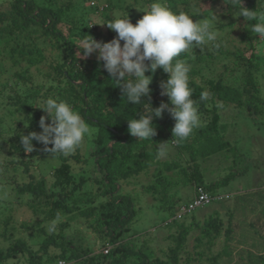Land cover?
Returning a JSON list of instances; mask_svg holds the SVG:
<instances>
[{
	"label": "trees",
	"instance_id": "trees-1",
	"mask_svg": "<svg viewBox=\"0 0 264 264\" xmlns=\"http://www.w3.org/2000/svg\"><path fill=\"white\" fill-rule=\"evenodd\" d=\"M103 1H106V9L119 7L120 0H97L96 3L95 0H7L0 6V63L8 61L9 71L18 77L10 82L15 95L7 99L9 102L0 100V169L11 172L12 183L15 184L12 190L18 194L20 204L22 196L26 197L23 201L32 215H42L38 219L41 225L36 232L44 235L37 250H32L23 238L16 237L15 242L5 249L0 248V262L7 264L18 253H27V264H53L59 260L71 264L74 259L79 264H129L132 260L134 264H192L203 259L207 264H222L221 257H234V248H239L233 245L232 234L238 230L236 227L240 223L232 225L229 222L224 229V246L214 253L224 228L222 217L210 216L203 224L195 220L188 223L189 218H195H188L193 210L182 218L175 217L184 204H181L180 198H172L175 195L171 189L180 183L193 184L195 196L202 187L214 200L221 194L219 188L241 172L230 169L218 180L207 181L203 165L217 154H231L235 160L243 157L237 145L227 136V125L221 120V108L232 104L246 110L255 120L264 115V96L258 76V73L264 72V55L256 53L264 40L260 39L259 34L251 32L254 22L247 21L243 16L237 17L239 8L227 1L225 11L232 17L228 24L232 26L238 22L236 19L244 20L238 27L241 30L240 43L224 49V39L221 37L218 40L220 47L212 42L210 48L206 44L194 47L178 57L191 66L189 86L200 117L204 113L201 126L188 139L174 143L170 140L173 139L175 120L165 109L162 116H153L156 128L153 140H138L129 132V119H139L145 111L144 107L157 108L162 103L171 106L170 98L162 95L161 89V82L166 81L169 74L162 68L155 73L149 69L146 75L152 76L150 95L142 97L140 104H131L125 99L122 86H118L121 82L112 79L103 61L92 57L84 59L79 54L76 43L92 38L105 41V35L91 22L95 14L106 13L101 8ZM143 1L149 5L153 2ZM192 1L166 0L165 3L173 11H190L195 20H211L215 15L221 16L215 10L210 11L211 8L199 12L191 10ZM258 2L264 6V0H242L243 6L248 9L258 7ZM134 3H139V0H134ZM132 6L121 5L127 9ZM106 16L110 17L108 14ZM213 23H217V20ZM248 23L251 24L248 26ZM223 25L220 23L219 27L224 30L226 25ZM48 50L49 56L46 54ZM192 51L197 59L191 56ZM201 59L205 60V64L194 67V63ZM44 61L47 63L45 69H41L44 78L35 80L31 70L35 67L38 69ZM220 61H223L221 66L224 69L213 74ZM146 63L150 64V61ZM206 67L211 68L210 75L202 74ZM131 79L126 77V80ZM205 90L209 93V99L200 101V93ZM48 97L73 105L74 110L95 129L94 135L85 140L91 143L88 155L81 154L80 147L67 156L58 154L53 159L51 153L44 151L45 145L36 140L32 141V152L24 150L21 136L33 131L42 132L40 119L47 113L37 104ZM218 103L222 107H218ZM7 115H10L12 122H5ZM46 123H51L50 116ZM165 135H168V139ZM160 140L170 142L174 158L158 159L159 152L155 145ZM45 159L50 165V182L45 177L44 168H41ZM75 163H83L81 173L74 171ZM4 171L0 170V177L7 176ZM171 172L176 177L169 175ZM142 174L151 177L148 182H142V191L153 196L162 209L168 211L169 217L163 223L166 227L174 228L168 236L174 244L169 245L164 253L166 257L155 255L146 243L137 247L132 242V236L126 239L137 215L135 203L138 197L136 193L122 189ZM82 202L87 205L84 206ZM0 215L3 216V212ZM12 215H4L0 219V238L14 237ZM65 215L67 219L63 221ZM229 215L230 218L234 217L232 211ZM76 217L83 218L82 222L94 230L102 250L96 251L89 244L83 246V240L75 244V239L67 235L70 220ZM45 221L50 224L51 231L42 224ZM195 226L199 234L194 238L193 250H189L188 238ZM242 250L237 254L244 259L248 257L249 264H264L263 252L252 258L250 252Z\"/></svg>",
	"mask_w": 264,
	"mask_h": 264
},
{
	"label": "rangeland",
	"instance_id": "rangeland-1",
	"mask_svg": "<svg viewBox=\"0 0 264 264\" xmlns=\"http://www.w3.org/2000/svg\"><path fill=\"white\" fill-rule=\"evenodd\" d=\"M5 1L7 0H0V6L3 5ZM96 1L97 0H95V3ZM227 1L229 2V0H193V6L191 7V10L198 12L211 8L210 11L215 10V12H218L217 14L221 15L220 17L215 15L217 23H214V26L221 34L219 38L222 37V39H224V49L231 45L234 47V45L240 43L239 35L241 30H239L238 27L239 24L244 23V20L242 21L240 19H236L238 22L234 23V25L230 26L228 24L232 17H230L225 11L227 8ZM118 2L119 7L115 10L106 9V1L101 2V8L105 9L104 13L105 11L106 13L100 15L97 13L91 19L92 24L98 26V31L105 35V43L113 40L110 38L111 36H117V33L110 29L105 22L113 20V18L117 15L123 17L129 13L131 22L136 24L137 21L145 14L141 9H146L147 6H149L148 2L144 3L143 0H139V3L137 4L134 3V0H120ZM164 2H166V0H164ZM93 3L94 2H91V4ZM129 4L131 6L133 4L130 9L121 7V5ZM106 14H108L112 19L107 17ZM220 23L224 24L223 26L226 25L224 30L219 27ZM250 24L251 23H248L247 25L249 26ZM123 43L124 41H121V45H123ZM211 46L212 42L206 44L207 48H210ZM194 47L198 46L193 45L189 51L193 50ZM256 51L259 56L264 55V41L257 47ZM46 54L49 56V50L46 51ZM79 54L84 57V59L89 57L98 59L99 50L85 55V49L79 45ZM191 56L194 58L196 57L195 59H197V56L193 53V51ZM45 61L39 64L38 69L35 67L31 70V73L35 76V80H42V78H44L41 73V69H45L44 67L47 66ZM222 62L223 61H220L216 64L217 68L214 69L213 74L224 69V67L221 66ZM202 63L203 65L205 64L204 59H201L198 63L195 62L193 66L199 68ZM9 67L10 63L8 61H1L0 100L4 101L5 99L6 102H9L7 101L9 97H13L15 95L10 82L16 81L18 78L16 75H12L13 72L9 71ZM210 72L211 68L206 67L202 70L203 75H210ZM258 76L261 85V94L264 96V72L261 74L258 73ZM3 104L5 105V103ZM201 115L202 120V117L204 118V113ZM220 115L222 123L227 125L226 129L228 138L234 145H237V148L243 154V157H238L235 160L234 155L231 154H229L230 156H226L225 154L215 155L203 165L205 178L207 181L218 180L220 177L230 172V169L238 172L241 170V172L238 173L236 177L233 178V180H231L227 185H223L219 188V191L222 194H226L225 196L214 199L203 206H198L191 213H189L188 218L191 216H194L195 218L193 220L192 218H189L188 223L190 224V222L195 220L203 224V222L210 216L222 217L224 221V228L222 229L221 235L216 242L214 253L221 251L224 246L226 239L224 229L227 228L229 222H231L232 225L236 222L240 223V226L236 227L238 230L232 234L234 238L233 245H237L239 248H234V257H221L220 260L222 264H249V260L247 259L248 257H245L244 259V257H240L237 253L242 252V249H245L248 253L250 252L252 254V258H255L261 252L264 253V115L255 120L247 113L246 110L238 108L232 104L227 105L225 108H221ZM4 120L6 123L10 121L12 122L10 115H7ZM165 137L168 139V135H165ZM163 142L165 141L160 140L155 146L158 147L159 144ZM169 143L170 142H168V151L166 155L163 157L159 155L158 159L166 160L171 157L174 158V153L173 150H171ZM90 144L91 143L84 142L81 146L82 150L80 153L88 155V150L91 148ZM2 159L4 158L2 157ZM46 159L45 161H42L41 168H44L45 177H47L50 182L51 175L49 174L50 171L48 169L50 165L46 162ZM54 162L56 161L54 160ZM82 165L83 163H75L74 171L81 173L83 170L81 167ZM0 170L4 171L5 168H1ZM4 172L7 176L0 177V212H3V216L0 215V219L3 218L4 215L13 214L12 223L15 226V229L13 230L14 237H9L8 239L0 238V248L5 249L8 244L15 242L16 237H20L28 243L32 250H37L40 246V242H42L44 238L43 234L38 235L36 232V228L41 225L38 224V219L42 218V215H32L28 206L23 201L26 197L24 198L22 196V204H20L21 201L18 199V194L12 190L14 189L15 184L12 183L11 172L8 170H5ZM169 175H172L173 178L176 177L174 172L169 173ZM150 179L151 177L148 178L146 175L142 174L128 185L126 184V186L122 189L123 191L136 193L138 197L135 203L137 215L135 216L133 227L130 230L129 235H126V239H130V236H132V242L135 243L137 247L138 245L141 246L146 243L155 255L166 257L164 253L168 251L169 245L174 244V241L168 237L169 234L174 231V228H170L168 226L166 227L163 223L164 220L169 217L168 211L162 209L158 200L150 194L144 193L141 189L142 182H148ZM171 192L175 195V197L172 196V198H180L181 204L188 203L195 198L193 184L182 185L180 183L177 186L174 185L172 186ZM82 204H84V206L87 205L85 202H82ZM230 211L234 213V217L232 218H230L229 215ZM66 219L67 216L65 215L62 220L64 221ZM82 219L83 218L76 217L75 219L70 220V227L66 229L67 235L75 239V244H79L81 240H83V246L89 244L96 251L102 250V246H100V244L96 241V234L94 230L87 226L86 223L82 222ZM27 224H29L28 227H25ZM42 224L46 225L48 230L51 231L50 224H48L47 221L42 222ZM10 230L11 225L9 226L8 231L10 232ZM198 234L199 229L195 226L189 234V247L191 246L189 250H193L192 244L195 236ZM80 237L83 239H80ZM247 246L252 248H247ZM26 254L18 253V256L13 260L8 261L7 264H27L26 260L28 255ZM209 254L210 253L207 255ZM134 262L135 261L132 260L129 264H134ZM70 263L79 264L78 260L75 259ZM0 264H4V262H0ZM53 264H67V262L59 260V262ZM192 264H207V261L203 259L193 261Z\"/></svg>",
	"mask_w": 264,
	"mask_h": 264
},
{
	"label": "clouds",
	"instance_id": "clouds-1",
	"mask_svg": "<svg viewBox=\"0 0 264 264\" xmlns=\"http://www.w3.org/2000/svg\"><path fill=\"white\" fill-rule=\"evenodd\" d=\"M229 3L239 8L237 17L243 16L247 21L254 22L251 32L259 34L260 39L264 40V6L258 2V7L248 9L243 6L242 0H229ZM141 10L145 14L136 24L131 22L129 13L123 17L117 15L105 22L117 33L113 40L105 43L92 38L76 44L85 49V55L99 50L98 59L104 62L112 79L121 82L118 86H122L125 99L131 104H140L142 97L150 95L152 76L146 75L149 69L155 73L158 68H162L168 73V79L161 82V89L162 95L170 98L171 106L162 103L153 108L147 103L151 107H144L145 111L139 119H129V132L138 140H153L156 134L153 116L160 117L167 109L175 120L173 139L170 141L179 143L188 139L201 126V117L189 86L191 66L178 57L188 52L193 45L199 47L214 42L216 47H220L218 40L221 34L215 29V16L211 20H195L190 11H173L164 0H153L146 9ZM121 41H124L123 45ZM146 61H150V64ZM126 77L132 79L126 80ZM208 99V91H202L199 100ZM37 106L47 116L40 119L42 132L33 131L21 136V143L28 153L33 151L32 141L36 140L45 145L44 151L51 153L53 159L58 154L67 156L95 133V129L67 101L48 97ZM217 106L222 107L219 103ZM49 116L51 123H46ZM168 142L160 143L157 147L161 157L168 151ZM50 144L52 147H48ZM225 195L221 193L218 198Z\"/></svg>",
	"mask_w": 264,
	"mask_h": 264
},
{
	"label": "built area",
	"instance_id": "built-area-1",
	"mask_svg": "<svg viewBox=\"0 0 264 264\" xmlns=\"http://www.w3.org/2000/svg\"><path fill=\"white\" fill-rule=\"evenodd\" d=\"M213 198L214 197L209 192H207L205 189L200 187L195 198L192 201H190L188 204L182 205V207L177 212V217H182L184 214H186L187 212H191L196 207L203 206L209 203L210 201L213 200Z\"/></svg>",
	"mask_w": 264,
	"mask_h": 264
}]
</instances>
